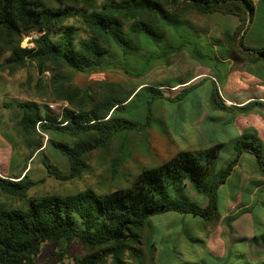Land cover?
I'll use <instances>...</instances> for the list:
<instances>
[{"label": "trees", "instance_id": "obj_1", "mask_svg": "<svg viewBox=\"0 0 264 264\" xmlns=\"http://www.w3.org/2000/svg\"><path fill=\"white\" fill-rule=\"evenodd\" d=\"M255 11L253 0H0V68L14 73L32 65L42 77L40 84L49 74L53 98L66 101L56 115L36 101L4 103L5 107L20 109L17 124L30 154L19 176L0 174V188L23 200L22 206L0 207V264H36L46 242L60 250V258L74 242H80L84 254L78 264H148L157 248L154 241L147 244L144 234L152 225L151 217L176 212L217 222L222 214L220 189L243 153L253 154L264 175V149L257 137L238 138L233 146L235 155L224 168H217L224 147L223 142H217L181 150L160 165L143 168L129 186L104 193L87 188L70 194L30 196L36 181L30 176L29 162L50 146L68 159L69 173L61 174L46 164L48 172L64 181L78 178L96 150L107 147L123 132L149 127L156 101L181 102L204 82L173 86L178 89L187 84L172 96L164 93V85L148 86L155 94L146 106L145 120L138 121L122 113L146 83L127 92L115 87L93 94L71 84L73 74L119 68L115 58L126 48L139 50L143 34L164 38L168 23L185 20L191 13L237 17L239 23L234 29L212 35L208 43L222 47V54L228 58L264 62L263 40L250 45L245 38ZM35 32L39 35L33 39L34 45L23 46V38ZM211 81L209 94L214 109L264 108L260 99L227 105L219 80L215 77ZM45 134L64 135L72 142L50 137L45 140ZM188 186L206 195L207 205L191 200ZM146 245L153 251L150 258Z\"/></svg>", "mask_w": 264, "mask_h": 264}, {"label": "rangeland", "instance_id": "obj_2", "mask_svg": "<svg viewBox=\"0 0 264 264\" xmlns=\"http://www.w3.org/2000/svg\"><path fill=\"white\" fill-rule=\"evenodd\" d=\"M253 1L256 11L252 28L259 29L262 33L260 38L264 42V0ZM222 18L225 16L221 14L205 17L191 13L185 20L168 23L169 32L166 37L159 38L143 34L138 42L139 50L129 48L122 50L124 54L115 58L119 68L112 67L104 71L87 70L73 74L71 84L90 89L93 94L103 93L115 87H121L122 92H127L134 88V85L146 83L137 90V96L122 113L123 116L138 121L145 120L146 106L155 94L148 86L164 85L161 87L165 88L164 93L172 96L180 92L187 84L178 86L180 87L178 89L173 86L189 81V84L202 80L204 82L191 90L181 102L156 101L154 118L149 127L130 133L123 132L107 147L96 150L90 155L86 169L78 178L64 181L48 172L46 164H50L61 174H68L69 162L57 150L47 146L29 162L30 176L36 181V185L29 190V195L70 194L87 188L104 193L124 188L131 184L143 168L162 164L183 147L192 149L188 136L191 121L201 112V103L204 107L213 108L210 98L207 99L205 96L210 93L211 77L219 80L221 95L232 97L236 101H241L240 98L247 96L264 97V62L253 64L244 61L243 58H228L227 55L222 54V47L208 43L212 35L221 36L224 29H232L239 23L238 18L234 16L233 18L227 17L228 22ZM186 21L192 24L188 25ZM38 35L39 33L35 32L25 36L22 45L33 46V39ZM183 44L185 46H182ZM248 69L253 71L257 69L253 72L257 76L250 75ZM41 79V75L32 65L14 73L0 68V140L5 141L7 149L6 163H0V170L6 167L7 158L10 157L13 171H19L24 167V160L30 154L17 124L21 111L16 106L5 107V102L36 101L53 115L60 113L66 105V101L53 98L49 74L44 76L43 84H40ZM196 93L199 94L198 97ZM250 110L252 109L242 111L247 114ZM225 112L223 114L228 118H231L234 113V111ZM237 113L239 112H235L236 115ZM236 115L233 116V121ZM236 125L235 123L234 126ZM229 134L220 132L226 141L217 161L218 169L224 168L235 155L233 146L238 136L237 133ZM45 135V140L50 137L72 142L64 135ZM244 138L250 140L246 136ZM245 162L249 166V162L246 160ZM186 190L191 200L201 206L207 205L206 195L197 193L190 186ZM228 198L224 192L219 194L220 213L226 211ZM260 203L261 201H256L251 210L253 213L251 219L256 217L259 230H261L259 222L262 221L264 210V206ZM21 204L23 200L17 199L14 206H22ZM183 216L185 217L182 218ZM172 217L177 221L169 229L164 223L166 219L167 221L172 220ZM180 220L183 222L181 223ZM192 221L201 223L203 219L192 214L180 215L176 212H166L151 217L152 225L146 228L144 234L148 239L147 244L154 241L157 248L154 251V260L148 264H172L167 263L166 260L173 257L180 264L211 263L212 256L206 254L204 248L193 246L192 226L186 223ZM179 238L183 240V243L175 242V240L181 241ZM150 248L147 246L145 250L148 258L153 254ZM59 253L60 250L52 242H46L36 259V264H78L77 260L83 256L84 250L80 242H74L63 258H60Z\"/></svg>", "mask_w": 264, "mask_h": 264}, {"label": "crops", "instance_id": "obj_3", "mask_svg": "<svg viewBox=\"0 0 264 264\" xmlns=\"http://www.w3.org/2000/svg\"><path fill=\"white\" fill-rule=\"evenodd\" d=\"M227 17L233 18L232 15H229L222 19L227 21ZM252 24L245 33V38L250 45H253L254 41L260 40L262 36L259 29L252 28ZM237 25L233 26L232 29ZM250 29L251 32L248 33ZM249 71L250 75L257 76V74H253L257 69ZM211 79L214 78L211 77ZM196 96L198 97L199 94L196 93ZM205 96L207 99L210 98V94ZM223 99L227 105L235 104L239 106L254 99L264 100V97L247 96L240 98L242 99L241 101H236L232 97L223 96ZM201 107V112L195 115L190 123L191 128L188 136L192 149L206 147L217 142H223L225 145L226 140L223 139L220 132L224 134L237 133V139L245 136L257 137L264 149V108L255 107L247 114L242 110L236 109L233 110L232 117L228 118L223 114L226 113L225 111L209 108L208 106L204 107L202 103ZM235 112L239 113L236 115ZM235 115L236 118L233 121L232 118ZM235 123L237 124L236 126H234ZM0 142L2 143H0V163H6L7 149L5 141L2 139ZM185 149L187 148L183 147L180 151ZM245 160L249 162V166L246 165ZM22 171L23 168L14 172L12 162H10V157H8L7 165L3 170H0V174L17 177ZM221 192H224L229 198L226 211L221 214L217 222H186L192 226L193 246L204 248L206 254L212 256L211 260L213 261L209 264H264V210L262 211V221L259 222L261 230L257 226L256 217L251 219V216H253L251 210L254 208L256 201H261L260 204L264 206V175L259 171L253 154L249 152L243 153L233 173L221 187ZM17 199L21 200L18 197L7 195L0 188V207L8 208L12 207V205L16 207L14 204ZM171 219L170 221L166 219L164 223L165 227L168 226L169 229L177 221L173 217ZM180 222L182 223L183 220H180ZM170 235L172 234L170 233ZM175 242L183 243V240H175ZM166 262L180 264L174 257L166 260Z\"/></svg>", "mask_w": 264, "mask_h": 264}]
</instances>
